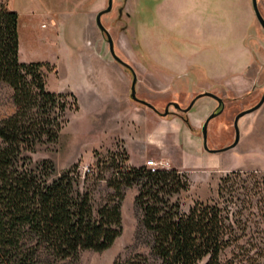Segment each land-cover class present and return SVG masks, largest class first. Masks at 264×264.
Wrapping results in <instances>:
<instances>
[{"label": "rangeland", "instance_id": "obj_1", "mask_svg": "<svg viewBox=\"0 0 264 264\" xmlns=\"http://www.w3.org/2000/svg\"><path fill=\"white\" fill-rule=\"evenodd\" d=\"M257 1L264 17V0ZM106 6L107 0H0V8H13L18 13L19 59L25 62H49L55 71L48 72L46 88L62 93L71 92L76 99L74 108L66 112V123L57 143L39 146L31 154L32 158L51 159L56 172L70 167L74 162L77 170L83 172L87 166L94 167L99 159L100 167L108 166L103 170L106 176L112 171L111 154H116L114 164L123 159L121 163L129 167L140 166L145 158H157L164 162L163 165L181 171L187 179L188 188L172 198L178 201L183 212L196 201H221L218 198V185L220 179L230 171H258L264 174V103L239 118L240 139L237 145L220 150L234 139L232 122L235 115L255 105L264 91V30L257 19L254 17L245 35V66L237 73L230 72L228 87L209 89L225 101L222 111L207 125L206 143L212 150L210 152L177 129L173 119L177 115L175 113L179 112L173 106L163 116L164 122L161 118L154 119L151 112L147 114L143 108L134 109L133 114L139 123H134L130 133L117 136L112 132V122L107 118L108 107H103V101L98 104L90 98L84 91L81 76L85 47L107 61H114L106 36L95 23L97 12ZM119 6L124 9L120 16L117 13ZM179 12L180 23L142 25L141 0H113L112 9L101 16L102 24L112 37L115 53L133 67L137 79H147L153 85L146 88L138 83L139 92L136 94L140 93L142 98L151 100L160 112L164 111L170 100L176 99L180 106H187L193 97L202 92L200 88L192 86L202 82L181 83L176 80L172 83L174 86L157 93L162 88L155 86L157 80L151 75L144 78L143 60L149 68L153 65L151 59H159L177 68L180 65L219 66L222 60L226 62V58L230 66L240 58L237 35L243 25L190 24L187 8H181ZM83 18H89L91 26L84 35L78 32L84 28ZM194 27L199 32L197 40L188 36ZM218 31L223 32V40L217 38ZM203 36L207 41L199 38ZM221 46L223 53L220 52ZM141 54L145 58L142 59ZM126 72L129 75L130 71ZM200 72L197 67L192 69L193 75ZM182 84L187 88L179 87ZM210 101V97L202 96L190 111H197L202 103ZM14 109L12 89L0 81V119L12 114ZM105 160L107 163L103 164ZM137 192L135 185L125 191L121 206L122 232L113 244L103 251H81L72 264H113L118 256L125 259L144 250L145 235L140 231V211L135 204ZM138 233H141L140 237ZM230 257V251L226 250L221 259L225 261Z\"/></svg>", "mask_w": 264, "mask_h": 264}, {"label": "trees", "instance_id": "obj_2", "mask_svg": "<svg viewBox=\"0 0 264 264\" xmlns=\"http://www.w3.org/2000/svg\"><path fill=\"white\" fill-rule=\"evenodd\" d=\"M17 25L18 13L0 8V81L15 107L0 119V264H72L81 251L109 248L134 185L145 248L113 264H264L263 173L230 171L218 185L221 201H196L183 212L172 198L188 183L172 167L114 164L111 154L106 176L99 159L83 172L75 163L56 172L51 159L34 160L39 146L57 143L76 99L46 88L55 71L49 62L19 59ZM226 250L231 257L222 261Z\"/></svg>", "mask_w": 264, "mask_h": 264}, {"label": "crops", "instance_id": "obj_3", "mask_svg": "<svg viewBox=\"0 0 264 264\" xmlns=\"http://www.w3.org/2000/svg\"><path fill=\"white\" fill-rule=\"evenodd\" d=\"M181 8H187L190 24L220 25L235 23L243 25L237 35L240 47L238 52L240 57L239 60L230 66L226 58V62L222 60L219 66H213L212 64L206 67L202 65H180V67L177 68L166 65L159 61V59H151L153 65L149 68L146 61L143 60L142 73H146V75L144 74V78L151 75L150 77L157 80L155 86L162 88V90L156 91L157 93H163L164 88H171L174 86L172 83L176 80H179L181 83L185 81H200L202 82L201 84L198 85V83H195L192 86L197 89L200 88V91H210L209 89L213 87L216 88V90L228 87L230 72L237 73L245 66V58L247 55L244 46L245 35L249 25L253 22L255 17L251 0H141V24L168 23L173 25L180 23L179 10ZM10 10H13V8ZM88 20L85 18L82 19L84 28L78 30L79 33L80 31L82 32V35L91 28ZM217 34V38L221 40L224 39L222 31H218ZM197 35H199V32L196 27H194V31H189L188 34L189 38L192 37V39L195 40L198 39ZM204 36L199 38L204 39L203 41L205 42L207 38ZM220 52L223 53V46H221ZM141 57L142 59L145 58L142 54ZM83 58L84 65L81 70V76L83 79L84 91L90 98L94 99L95 103L99 104L101 103L100 101H103V107H108L107 118L112 122V132L115 135H128L134 123H139V120L133 114L134 109L140 110L143 108L146 110L147 114L151 112L154 119L159 120V118H161L163 122L165 121L163 116L161 117L153 109L131 99L130 79H132V75H130V73L128 75L126 72L128 69L126 70L124 66L115 60L113 62L105 60L104 57L92 51L89 47L84 48ZM195 67L199 68L201 72L193 75L192 69ZM138 83L145 85L146 88L153 87L152 84L147 82V79H137L135 84L136 92H139ZM179 87L184 89L187 88L185 84L179 85ZM136 95L142 98L140 93ZM147 101L151 103V100ZM174 101H176V99ZM134 104L137 105L134 106ZM214 105L215 102L211 99L210 102L202 103L197 111H187L185 116L188 118V123L185 122L181 114H177L173 119L178 126L177 129L186 133L190 140H193L196 144L203 147L200 127L202 121L213 109ZM128 160L130 161V156ZM145 160L146 158L139 165H144Z\"/></svg>", "mask_w": 264, "mask_h": 264}, {"label": "water", "instance_id": "obj_4", "mask_svg": "<svg viewBox=\"0 0 264 264\" xmlns=\"http://www.w3.org/2000/svg\"><path fill=\"white\" fill-rule=\"evenodd\" d=\"M251 3H252V7H253V11H254L255 17H256L258 23L260 24L261 28L264 30V17L262 16V14H261V12L259 10L258 1L257 0H251ZM112 4H113V0H107V6L104 9H101L100 11L97 12V14L95 16V23H96L97 27L99 28V30L102 31L105 34V36H106V40H107L108 47H109V52H110L112 58L115 61H117L118 63H120L122 66H124L126 69H128L130 71L131 75H132V81H131V84H130V97H131L132 100H134V101H136L138 103H141V104L153 109L160 116H165V115L168 114L169 105H172L174 108L180 109L181 111L185 112L193 105V103L195 102L196 99H198V98H200L202 96L212 97L213 99H215L217 101L218 104H220L222 102V99L219 96H217L216 94H214L212 92L204 91V92L198 93L195 97H193V99L190 101L189 105L187 107H185V108H180V105L177 102H170V103H167V105L164 108V111L160 112L152 103H150L149 101L144 100L142 98H139L136 95V88H135V84H136V81H137L136 73H135L133 67L129 63H127L126 61L122 60L115 53V51H114V43H113L112 37L109 34V32L107 31V29L104 27V25L102 24V21H101L102 14H104L106 12H109L112 9ZM263 103H264V91H263L259 101L255 105H253V106H251V107H249V108H247L245 110H242V111H240L239 113H237L235 115L234 120H233V127H234V130H235L234 140L232 141V143L230 145H228L227 147H224V148H222L220 150H226V149H229V148L234 147V146L237 145V143L239 142V139H240L239 128H238V120H239V118L241 116L247 114V113H251V112L255 111L256 109L260 108ZM221 111H222V109H220L219 111L210 113L206 117V119L204 120L203 125L201 127L203 147H204L205 150L210 151V152H212V150H210L207 147V143H206V139H207V125H208L209 120L212 119L213 117H215L216 115H218Z\"/></svg>", "mask_w": 264, "mask_h": 264}, {"label": "flooded vegetation", "instance_id": "obj_5", "mask_svg": "<svg viewBox=\"0 0 264 264\" xmlns=\"http://www.w3.org/2000/svg\"><path fill=\"white\" fill-rule=\"evenodd\" d=\"M117 13H118V15L120 16L122 13H124V9H123V7L122 6H119L118 7V9H117ZM202 92H204V91H202ZM206 92H211V91H206ZM212 93H214V92H212ZM214 94H216V93H214ZM217 96H219L218 94H216ZM209 97V96H208ZM221 99H222V102L220 103V104H218L217 103V101L215 100V99H213L212 97H210L215 103H216V105H215V107L206 115V117L210 114V113H212V112H216V111H219L220 109H223V107H224V103H225V101L223 100V98L221 97V96H219ZM193 99V98H192ZM191 99V100H192ZM145 100V99H144ZM190 100V101H191ZM197 100V99H196ZM196 100H195V102H196ZM170 102H177V101H174V100H170V101H168V103H170ZM194 102V103H195ZM178 103V102H177ZM190 103V102H189ZM193 103V104H194ZM179 104V103H178ZM189 105V104H188ZM187 105V106H188ZM170 106H172V105H169V107ZM187 106H185V107H187ZM193 106V105H192ZM191 106V107H192ZM185 107H183L182 105L180 106V108H185ZM191 107L187 110V111H189L190 109H191ZM176 109V108H175ZM243 110H245V109H243ZM177 111L179 112V113H175V114H181L182 115V118L185 120V122L186 123H188V118L185 116V114H186V112L187 111H185V112H183V111H181L180 109H177ZM242 111V110H241ZM240 112V111H239ZM169 113V112H168ZM206 117L204 118V120L206 119ZM204 120L202 121V124H201V127H202V125H203V122H204ZM234 120V119H233ZM232 125H233V122H232ZM201 127H200V135H201V138H202V133H201ZM233 129H234V127H233ZM234 135H235V130H234ZM234 140V139H233ZM202 145H203V143H202ZM204 148V147H203Z\"/></svg>", "mask_w": 264, "mask_h": 264}, {"label": "built area", "instance_id": "obj_6", "mask_svg": "<svg viewBox=\"0 0 264 264\" xmlns=\"http://www.w3.org/2000/svg\"><path fill=\"white\" fill-rule=\"evenodd\" d=\"M164 162L161 161V160H156V159H152V158H149V159H146L145 161V165L147 167H149L151 170H155L156 168H160V167H165L167 168L168 166H165L163 165ZM87 167H85L84 169H86Z\"/></svg>", "mask_w": 264, "mask_h": 264}]
</instances>
